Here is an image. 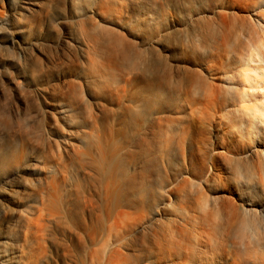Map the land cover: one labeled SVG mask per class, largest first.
<instances>
[{"label":"bare ground","instance_id":"bare-ground-1","mask_svg":"<svg viewBox=\"0 0 264 264\" xmlns=\"http://www.w3.org/2000/svg\"><path fill=\"white\" fill-rule=\"evenodd\" d=\"M2 72L0 264H264V0H0Z\"/></svg>","mask_w":264,"mask_h":264},{"label":"rangeland","instance_id":"rangeland-1","mask_svg":"<svg viewBox=\"0 0 264 264\" xmlns=\"http://www.w3.org/2000/svg\"><path fill=\"white\" fill-rule=\"evenodd\" d=\"M68 27V34L69 32H75V30L71 27L72 23L70 20H68L67 23ZM68 34H65V36H67ZM37 38L39 40H37ZM32 43H33V53L35 56H40V57H49L52 62H54L57 58V54L60 51L59 45L56 42L55 38H50V39H41L39 37H32ZM3 56L5 57V67H10L8 71H12V67L14 62L16 61L17 63H21L23 64V62H25V54L21 51L18 50L17 55H15L14 58H12L13 56H11L8 52L4 51L3 52ZM11 56V57H10ZM14 76L16 77V73H13ZM9 78V72L5 73L2 72L0 73V80L1 79H8ZM32 97V95H30V98ZM39 102H41V98H37ZM33 103L38 104L37 100L34 99ZM11 105H14L13 101H7L4 102L3 100H0V111H2L1 107L5 108L6 110H11ZM39 105V104H38ZM38 105H36V107H38ZM3 112V111H2ZM4 113V112H3ZM6 114V118L9 116V112H5L4 115ZM11 119V118H10Z\"/></svg>","mask_w":264,"mask_h":264}]
</instances>
